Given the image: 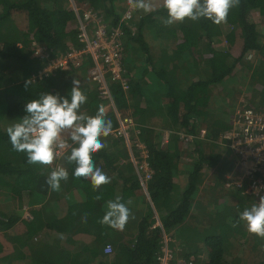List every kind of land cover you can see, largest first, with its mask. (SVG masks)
<instances>
[{"label":"trees","instance_id":"trees-1","mask_svg":"<svg viewBox=\"0 0 264 264\" xmlns=\"http://www.w3.org/2000/svg\"><path fill=\"white\" fill-rule=\"evenodd\" d=\"M72 1L77 7L87 5L97 11L111 30H120L124 57L131 55L132 64L124 63L128 89L122 90L115 83L108 86L117 112L133 110L135 125L130 127V133L133 129L139 131L138 139L146 147V162L153 172L145 183L151 204L143 201L145 210L137 222L133 221V234L129 229L131 222L123 231L99 223L107 210V201L115 200L117 191L121 202L127 204L140 186L125 139L112 135L119 125L111 107L105 118L111 120L112 131L103 137L106 147L92 158L107 176L112 175V181L95 191L90 180L72 175L75 165L65 159L71 147L77 146L72 141L61 166L69 177L60 182L59 191H53L46 180L54 169L29 164L26 153L14 151L7 132L0 127V205L8 208L13 201L20 205L24 197H30L31 204L36 205L37 201L41 204L30 211L29 220L21 219L18 224L10 215L6 218L0 213L2 231L12 228L14 231L10 242L5 244L0 236V264H158L163 233L170 241L175 239L187 248L185 254L173 256L170 264H178L180 259L187 264L200 252L199 244L206 248V261L195 259V264H230L225 257L229 252V234L232 222L240 218L228 209L227 202L222 200L223 205H218L217 201L232 196L239 201L235 209L242 212L241 201L246 194L227 195L218 182V187L216 184L214 187L219 197L208 202L214 203V211L207 210L208 205L195 199L207 178L206 169L209 173L213 170L214 181H221L234 163L227 156L230 150L227 153L223 150L228 148V140L222 135L231 128L235 111L228 122L227 113L220 117L209 113L210 102L214 100L217 106V100L220 103L226 100L222 106L232 102L239 90L236 86L240 85L230 83L235 82L241 71L240 84L246 86L252 101L258 97L260 102L256 107L264 106V37L257 30L258 24L264 27V0H240L239 6L229 11L227 23L221 25L206 18L197 21L186 18L183 23L167 26L163 23L168 18L164 7L140 16L137 21H134L138 14L135 8L125 25L119 21L124 6L121 5V10L116 7L122 0ZM146 30L162 41L163 47L157 56L145 43ZM77 35L76 18L67 7V0H0V125L4 121L18 122L26 115V103L41 93H59L70 99L74 78L81 82L80 87L88 98L81 105V114L95 115L100 105L107 108L108 102L101 99L98 86L88 75L87 78L83 75L90 63L92 67L89 57L80 60L78 66L76 62L71 63L70 72L56 71L32 80L46 66L45 61L34 56L32 44L43 46L50 58H54L66 54L71 47L80 49ZM246 55L254 56L252 64L244 62ZM79 71L82 73L78 74ZM246 72L251 73L248 76ZM254 110L264 117V110ZM153 117L159 119L158 123L151 121ZM121 120L127 124L126 118ZM202 124L206 132L203 138L199 136ZM161 132L168 133L165 144ZM179 132L192 135V142L187 145L181 142ZM129 137L135 138L134 134ZM205 147L209 148L208 152ZM137 159L141 160L138 156ZM178 174L186 175L181 192L174 181ZM79 191L84 194L83 201L73 197V192ZM98 195L101 199H94ZM151 205L161 226L155 225ZM55 208L62 209L59 215L54 212ZM191 212H197V216H191ZM85 215L86 222L82 219ZM202 215L206 224L202 223L199 230ZM189 219L191 224L187 226ZM44 232L52 233L54 240L39 242L38 237ZM81 238L91 240L84 243ZM108 243H113V253L109 256L103 254Z\"/></svg>","mask_w":264,"mask_h":264},{"label":"clouds","instance_id":"clouds-1","mask_svg":"<svg viewBox=\"0 0 264 264\" xmlns=\"http://www.w3.org/2000/svg\"><path fill=\"white\" fill-rule=\"evenodd\" d=\"M129 3L144 12L153 10L149 0H129ZM239 3L240 0H163V7L168 14L163 23L167 26L183 23L186 18L192 21L206 18L215 25H221L227 23L229 11L238 7ZM80 83L78 79L72 80L70 99L59 93L44 92L38 98L30 100L24 107L26 115L8 126L6 132L14 151L26 153L29 164L43 166L53 164L58 155L57 148H65L61 137L66 135L77 145L71 147L70 154L65 157L69 164L75 165L72 175L77 179L90 180L95 191L111 182V178L96 166L92 155L106 147L100 138L111 133L112 122L105 118L103 105L98 107L95 115L80 113L81 105L87 103L88 99ZM231 171L232 168L226 175ZM68 177V171L58 166L49 173L46 183L53 191H59L60 182L67 181ZM94 199L100 200L101 197L98 195ZM121 199L117 196L115 200L107 201V210L99 221L100 224L117 231L125 229L129 219L134 217ZM239 218L246 223L249 233L264 239V197H260L257 204L245 208ZM82 219L86 222V215Z\"/></svg>","mask_w":264,"mask_h":264},{"label":"built area","instance_id":"built-area-1","mask_svg":"<svg viewBox=\"0 0 264 264\" xmlns=\"http://www.w3.org/2000/svg\"><path fill=\"white\" fill-rule=\"evenodd\" d=\"M124 10L119 17V21L127 25L132 18L135 7L129 3V0H122ZM77 7L75 3L72 5L77 30L78 42L83 45L80 49L69 48L66 54L50 58L48 52L41 45L32 44L34 46L35 55L45 61L46 66L36 75L32 76V80L47 77L56 71H66L71 63L84 61L87 57L91 58L92 67L88 68V76L92 82L98 86L101 99L108 102V106L114 111L118 120V128L112 131L117 138L125 139L129 151L136 152L131 155L135 172L143 191L146 192L145 183L151 178L153 172L148 167L146 159L148 153L144 143L138 139L139 131L134 130L130 133V127L133 123L125 124L120 114L117 112L111 91L106 81V75L110 79V83L119 84L122 90L128 89L126 71L124 67V49L119 40L120 30H111L109 24L105 22L103 17L94 9L87 5ZM79 8V9H78ZM82 11L81 14L79 11ZM88 58V59H89ZM91 65V63H90ZM230 129L222 136L229 141L227 146L233 158L232 171L226 175L224 180V189L240 192L259 200L264 197V117L263 115L251 108H240L235 111ZM200 137L203 138L206 133L200 131ZM134 134V140L130 139V135ZM179 140L184 143H190L193 136L184 132L178 133ZM132 148V149H131ZM58 155L53 164L49 167L55 169L59 165V161L63 158L64 149L57 148ZM137 156L140 161L137 159ZM113 252L111 244H106L103 248L104 255H110ZM172 251H169L166 237H163L162 247L157 256L158 264H170L173 259ZM178 264H185L180 259ZM187 264H194L192 259Z\"/></svg>","mask_w":264,"mask_h":264},{"label":"rangeland","instance_id":"rangeland-1","mask_svg":"<svg viewBox=\"0 0 264 264\" xmlns=\"http://www.w3.org/2000/svg\"><path fill=\"white\" fill-rule=\"evenodd\" d=\"M149 2H150V0H149ZM73 3L74 2H72L71 0H67V7L69 9H71V10H72ZM161 3H163V0H160V4ZM121 5H123V3L122 4H118L117 3L116 7L121 10V8H122ZM152 6H153V10L150 11V12H153V11L159 9V8H156L159 5H155V3H153ZM82 7H84V6L81 5L80 8H82ZM119 11L117 9L118 13H119ZM81 12L82 11L80 10L79 13L81 14ZM137 13L138 14H137L136 19L134 21H137L140 16L146 15L149 12H144L143 10H138ZM257 27H258L257 30L264 37V27L261 26L260 24H258ZM132 29H133V27H132ZM77 37H78V35H77ZM146 37L149 39V41H153V45L155 46V48L154 47L153 48L155 50H159V51L161 50V47H162L161 46V42L162 41L160 40V38H155L152 34H149V33L147 34ZM147 38H145V39H147ZM155 41L158 44H155ZM151 45H152V43H151ZM163 45H165V44H163ZM81 47H83L82 44H81ZM154 54H156V53H154ZM34 56H36L35 52H34ZM130 56L131 55L128 53L124 57L125 58L124 61L127 62L126 64L131 63ZM254 59L255 58H254L253 55H246L244 62H249L250 64H252L254 62ZM128 61H130V62H128ZM88 67H90V65ZM88 67H87V71H86L87 73L85 72L83 74L86 78H87V74H88ZM70 70H71V66L68 67L65 72H70ZM13 73H15V72H13ZM79 73H82V72L79 71L78 74ZM250 73L251 72H246V74L248 76L250 75ZM241 75H242V72L240 71L239 72V76H241ZM239 76H238V78H235L236 80L234 79L235 82L233 81L234 82L233 84L230 83V85L238 84V85L242 86L241 88H240V86H236L237 88H239V90H237L238 92H235L234 96L232 97L233 98L232 102L228 101V103H229L228 105L222 106V103L226 102V100H222L223 102H221V103H220V100L219 101L217 100V102L219 104L217 106V105H214V100H212V103L210 102V107L211 108H210L209 113H212V114H214L215 116H218V117H220L221 114H223V113H227L226 119H227L228 122H230L231 121V117L233 116L232 112L236 111V110H238L240 108L244 109V108L251 107L253 109L256 108V109L264 110V106L263 105H259V106L256 107V104H258L260 102L258 97H256V100L252 101V95L249 94L245 90L246 86L240 84V82L242 81V77H239ZM11 77H12V75H11ZM106 81H107L108 84H111L110 83V79H109V77L107 75H106ZM115 85H117V84H115ZM245 105L247 107H245ZM121 117L126 118L127 124H129V120H130L133 123V125H135L134 121L128 115V112H124L123 114H121ZM12 122H8V121L7 122H5V121L2 122L1 125H0L2 131L6 132L7 127L10 126L11 124H13ZM200 126H201L200 131H205L204 125L202 124ZM161 133H162V136H163L162 137L163 144H165L167 142L168 133L167 132L166 133L165 132H161ZM65 141H67V140H65ZM106 141L108 142L109 139H107ZM220 142H221V145L224 146V144H225L224 140L221 139ZM67 143L68 142H65V144H67ZM104 143L106 144V142H104ZM184 144L187 145L188 143H184ZM226 144L228 146L229 145V141ZM218 148L220 149V151L225 150L226 153L228 152V148L224 147L225 149H223V150H222L221 147H218ZM205 150L208 152L209 148L205 147ZM127 151H128V155H129L130 159H131V155H134V154L136 155V152L134 150H132V153L129 151V149ZM227 156L232 157L230 153ZM63 160L64 159L61 158V160L59 161V164H60L59 166L60 167L62 166V161ZM207 170L208 169H206L204 171L207 178L204 180L203 184L201 185L200 191L198 192V196H199L198 198L200 200H202L203 202H205L206 205H208V209L214 211V209H216V207L215 206H211L212 203H209V204H211V205H209L208 202H212L214 200V198L219 197V194L216 193V191L218 192V189L214 187V184H216L217 187H218V182H220L221 188L224 189L223 185H224V180H225L224 178H225L226 173L224 174L223 180H221V181L220 180L219 181L215 180L214 181L213 180L214 178L212 179L213 170H211L210 173ZM178 175H180V174H178ZM177 178H178V176L176 177V179ZM178 179H180V178H178ZM208 188H210V189H208ZM118 189H120V187ZM138 190H139V192H141L139 194V196H142L144 199H146L149 202V204H151L149 196H148V193H147V191L146 192L143 191V188H142L141 184H140ZM225 191L226 192H224V191L223 192L226 193L227 195H230V194L234 193V191H232V190H229V191L225 190ZM199 193H200V195H199ZM244 197H245L244 200L241 201L242 204H244V206H243L244 209L251 207L253 204H257L258 201H259V200L258 201L255 200L254 198H250V196H248V195H244ZM30 200H31L30 197L29 198L24 197V199L22 200L20 205H18L17 202L13 201L11 203L10 207H8V208L7 207L6 208H2V206L0 205V213H1V215L5 216L6 218L10 215L13 220L18 221L17 224L21 221V219L29 220L30 219V211L35 206L39 205L37 202H36V205L31 204ZM224 201L227 202L228 209L234 215H236L239 218V215H240L241 211L235 209V204H239V201L235 200L232 196H226L224 198ZM40 205L35 207L34 209H37L38 207H40ZM61 205H63V202H61ZM129 206L134 211H137L139 209L143 210V211L145 210V206L143 205V201L141 199H139L138 201L133 199L131 201V203H129ZM59 210H62V209L61 208H55L54 212L57 215H59ZM143 211H140V212H143ZM133 221H134V219L131 221V223H133ZM231 227H232V230H231V233L229 234V236H230L229 237V243H230L229 252H228V254L226 253V256H225L226 259L228 260V262L230 264H258L260 261H264V241H263L264 239H261L260 237L256 236L255 234L249 233L247 231L246 223L241 221V220L237 221V222L233 221ZM1 231H2V227H0V236L2 238H4L3 244H5L4 242H6V241L9 242L10 241V238L12 237L13 232L12 231L10 232V230L7 233L6 232H1ZM241 233H243V236H241ZM190 234L193 235L194 232L192 231V232H190ZM38 240H40L39 242H41V240H42V242H44V243H47V242L50 243V242H52L54 240L53 239V234L52 233H48V232H44V233H42V235H40V237H38ZM81 240H82L81 242L87 243L91 239L90 238H81ZM167 242L169 243V245H168L169 248L173 251V254L176 257H179L182 254H185L187 252V248L185 246H183V243H180L179 241H177L175 239L170 241L169 238H167ZM6 245H7V243H6ZM171 246H173V247H171ZM197 248L200 250V252L195 257H191V258H193L192 261L194 262L195 259H197L199 262L206 261V255H207L206 248H204L202 244H199V246ZM170 249H169V251H171Z\"/></svg>","mask_w":264,"mask_h":264},{"label":"crops","instance_id":"crops-1","mask_svg":"<svg viewBox=\"0 0 264 264\" xmlns=\"http://www.w3.org/2000/svg\"><path fill=\"white\" fill-rule=\"evenodd\" d=\"M150 3L151 4H153V3H155V5H159L158 7H156V8H160V7H163V3H161L160 4V0H150ZM147 34H148V30H146V35H144V38H147L146 36H147ZM145 43H146V45H148V47H149V49H150V51H151V53L153 54V55H158L161 51H159V50H155L154 48H155V46L153 45V41H149V39L147 38V39H145ZM151 43H152V45H151ZM155 44H158L156 41H155ZM154 47V48H153ZM163 47V46H162ZM169 48H167V50H168ZM170 50H168V52H169ZM158 52V53H157ZM154 53H156V54H154ZM124 63H125V61H124ZM139 65V64H138ZM133 77H134V79H135V73L133 74ZM114 103V102H113ZM135 106V105H134ZM142 108H143V106H141ZM108 109H110V104H109V106H107V108L105 109V114L107 113V111H108ZM112 109V108H111ZM113 111V110H112ZM124 112H128V115L130 116V118L132 119V120H134L133 119V117L131 116V113L133 112V110H132V108H130L129 110H127V111H123V113ZM113 113H114V111H113ZM120 115L122 114V113H119ZM125 117V116H124ZM158 120L159 119H156V118H154L153 117V119H151V121L152 122H155V123H158ZM118 121V120H117ZM130 121V120H129ZM61 139L63 140V141H65V140H67V141H65V142H68L67 144H65L66 146H65V153H64V155L66 154V152H67V150H68V148H69V146H70V144H71V140L65 135V136H63V137H61ZM101 140H102V142L104 143V141H105V139H103V137H101L100 138ZM64 157V156H63ZM130 161L132 162V159H130ZM132 164H133V162H132ZM134 166V165H133ZM97 167H100V166H97ZM229 172V171H228ZM229 174V173H228ZM110 176V175H109ZM110 178H111V181H112V175L110 176ZM178 178H180V179H178ZM178 178L176 179L175 178V183L178 185V190H179V192H181L182 191V189L185 187V181H186V175H184V174H182V175H178ZM111 183V182H110ZM199 191H200V189H199ZM223 191L224 192H226L224 189H223ZM74 193V199L75 200H79V201H83L84 200V194L82 193V191H79V192H73ZM141 192H139V190H135V192L133 193V196L132 197H130L129 198V200H128V202L129 201H132L133 199L134 200H136V201H138L139 199H141L142 201H144V203H145V200L146 199H144L142 196H139V194H140ZM119 194H120V192H116V196H119ZM199 195H200V193H199ZM199 196L197 195V198L195 199V201L197 202V201H200V202H202L203 204H205L206 205V203L205 202H203L202 200H200L199 198H198ZM28 198V197H27ZM222 200L224 201V199H222V198H220V199H218V201H217V204L218 205H220V204H223L222 203ZM258 201V200H257ZM259 202V201H258ZM37 203H39L38 201H37ZM128 204V206H129V203H127ZM37 206H39V205H37ZM36 206V207H37ZM211 206H215L214 205V203L211 205ZM39 208V207H38ZM151 208L153 209V207L151 206ZM213 209V208H212ZM132 210V209H131ZM207 210H209V209H207ZM215 210V209H214ZM140 211H143V210H137V211H134V210H132L131 212H132V214H133V217H135V218H130L129 220L130 221H128V223L129 222H131L133 219H134V221L137 219L138 220V218H140V217H142V216H140ZM144 212V211H143ZM142 212V213H143ZM153 213H154V219H155V225H157V226H161V224H160V221H159V218H158V215H157V213H156V211L153 209ZM191 216H197V212H191ZM137 220L135 221V222H137ZM193 220L194 221H196L197 219H195V218H193ZM199 220H201V222L199 223L200 225H199V227H198V229L199 230H201V228H202V223H204V224H206L204 221H202V220H204V217H203V215H202V218H201V216H199ZM191 224V221H190V219L188 220V224H187V226H189ZM133 225L134 224H132L131 223V226H129L130 228V231H131V234H133L134 233V227H133ZM14 232L13 231V228L12 229H10V232ZM1 232H8V231H1ZM12 236H13V234H12ZM165 236V234L163 233V237ZM4 239V238H3ZM10 242V241H9ZM110 244H112L113 245V243H110ZM11 245V244H10ZM23 250V252H26V249H22ZM111 255V254H110ZM107 256H109V255H107Z\"/></svg>","mask_w":264,"mask_h":264},{"label":"water","instance_id":"water-1","mask_svg":"<svg viewBox=\"0 0 264 264\" xmlns=\"http://www.w3.org/2000/svg\"><path fill=\"white\" fill-rule=\"evenodd\" d=\"M72 1V0H71ZM73 2V1H72Z\"/></svg>","mask_w":264,"mask_h":264}]
</instances>
